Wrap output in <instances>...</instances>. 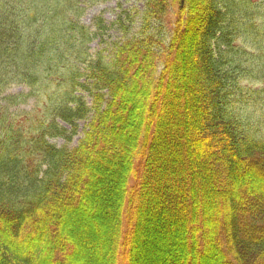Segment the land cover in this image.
<instances>
[{"label": "trees", "instance_id": "16d2710c", "mask_svg": "<svg viewBox=\"0 0 264 264\" xmlns=\"http://www.w3.org/2000/svg\"><path fill=\"white\" fill-rule=\"evenodd\" d=\"M97 1L0 0V264H86L64 224L116 178L110 264L146 247V209L175 257L264 264V0H144L90 27Z\"/></svg>", "mask_w": 264, "mask_h": 264}, {"label": "rangeland", "instance_id": "374dc122", "mask_svg": "<svg viewBox=\"0 0 264 264\" xmlns=\"http://www.w3.org/2000/svg\"><path fill=\"white\" fill-rule=\"evenodd\" d=\"M143 4L144 0H100L84 8L81 15V21L84 24L93 27L92 23L94 17L100 15L105 20L106 24L109 25V22L115 19L121 9L124 8L134 12L136 9L141 10ZM121 30L122 29L117 26L109 28L103 35V42H99V39L96 38L90 44L91 49L94 51L99 48H111L112 43L121 37ZM20 90H23V87L19 85H13L8 89L9 92H18ZM83 93L86 95V99L90 103L91 98L87 96L86 92L83 91ZM134 99L135 97H132V100ZM22 107L24 106H21V108ZM253 111L254 110H251L250 108L247 109L248 114H253ZM91 116L92 113L89 114L88 118L78 122L77 133L69 142H66L62 138H56L52 141L58 146H76L80 138L83 136V132L90 121ZM131 179L132 178H130L129 181V188H133V183L135 184V181ZM116 180L115 182L113 180L112 183H109V187H112L109 191L106 189L108 185H105L103 186L101 194L97 196L96 194L93 196V192H89L86 199L88 201L86 202L85 200V203L83 204L81 216L79 212L73 213L69 220L66 221V224H64V230L67 231V233L72 234L74 236L73 238H75L78 243L79 257H82L83 255L87 257L86 264H110V248L113 243L112 231L115 227V220L113 217L119 195L118 183H116ZM125 206L126 214L123 220V229L129 226L130 221L128 218L129 215L132 214V204L128 206V203H126ZM94 214L96 215L93 216ZM159 219L162 220V218ZM139 220L140 223L143 221H146V224L149 223V228H147L146 233H144L141 228H137L136 234L139 240L145 239L144 243L146 244V247H141L139 250L137 246L133 247L131 257L134 258V264H195L193 261H189L190 263L187 262L186 257H175L174 254L177 252L179 238L174 237L173 240L171 232L166 230L165 225H168V217H166L162 223V221L152 217L151 211L146 209L144 215L139 216ZM83 232L87 234L84 238L82 236L80 237V234ZM123 232L124 234L126 233L125 230H123ZM172 257H174V260ZM202 264H218V261L215 260V258H206L203 260Z\"/></svg>", "mask_w": 264, "mask_h": 264}]
</instances>
